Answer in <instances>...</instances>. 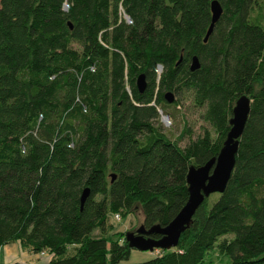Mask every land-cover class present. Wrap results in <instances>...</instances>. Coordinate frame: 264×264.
I'll return each instance as SVG.
<instances>
[{
	"label": "trees",
	"instance_id": "trees-1",
	"mask_svg": "<svg viewBox=\"0 0 264 264\" xmlns=\"http://www.w3.org/2000/svg\"><path fill=\"white\" fill-rule=\"evenodd\" d=\"M211 1L0 0V248L44 253L37 264H121L131 248L109 217L137 207L145 230L168 224L188 168L217 155L245 96L224 189L174 247L136 264H200L214 249L264 264V0H214L203 41ZM184 97L206 126L171 138L158 120Z\"/></svg>",
	"mask_w": 264,
	"mask_h": 264
},
{
	"label": "water",
	"instance_id": "water-1",
	"mask_svg": "<svg viewBox=\"0 0 264 264\" xmlns=\"http://www.w3.org/2000/svg\"><path fill=\"white\" fill-rule=\"evenodd\" d=\"M211 17L210 23L204 35L203 41L212 30L214 22L217 20L221 9L219 4L212 0L209 4ZM198 62L195 57L190 63V70L196 69ZM136 88L139 92L144 88L142 75L136 78ZM168 103L172 101L170 93L164 94ZM249 110V100L245 96L238 97L231 109L228 120L229 129L217 155L208 160L204 165L194 168L189 167L185 176L187 184V200L173 219L164 227L153 225L148 229L142 226L135 231H126L124 239L129 248L140 251H152L153 249L167 250L177 244L180 233L188 226L191 217L202 202L203 198L211 193H220L225 187L230 172L234 164V156L237 149V139L241 135L246 116ZM87 189L80 195V204L86 197ZM154 233L160 237L153 239L148 235Z\"/></svg>",
	"mask_w": 264,
	"mask_h": 264
},
{
	"label": "rangeland",
	"instance_id": "rangeland-1",
	"mask_svg": "<svg viewBox=\"0 0 264 264\" xmlns=\"http://www.w3.org/2000/svg\"><path fill=\"white\" fill-rule=\"evenodd\" d=\"M264 6V4H262ZM178 108L170 106L167 111L168 118L163 121V118L159 119L158 122L160 126L162 127V130H164L169 136L175 137L180 134L181 129L184 125L189 126L192 129L193 135L199 134L201 131V128L205 127L206 125L199 119V113L201 112V109L198 107H194L190 100L187 97H184L179 103ZM173 110L176 111L174 113V116H171L169 112H172ZM186 141L185 138L182 137V139L179 141V145H182ZM109 221L112 223V233L115 234L116 237L120 236V234H124L126 231H135L136 228L139 227L141 223V215L139 208L135 207L130 214H126L125 216L119 217L118 220L113 219V217H109ZM114 232V233H113ZM115 235H113L115 237ZM231 236V234H229ZM124 237V235H123ZM17 249V248H16ZM19 250V249H17ZM72 251V248H69V253ZM11 253L13 254L12 247H8L6 249V254ZM3 248L0 250V262L4 263V257H3ZM159 252L156 251V249H153L152 251H140L131 248L129 251V254L127 256V259L123 260L121 264H136L143 261H146L147 259L151 257H155ZM45 258H47L46 255L41 256L40 254H34V253H22L20 257L16 259V261L19 264H31L38 261H43ZM9 260V259H6ZM228 257L225 255L218 254L215 249L210 250L206 253L203 261L200 264H227Z\"/></svg>",
	"mask_w": 264,
	"mask_h": 264
},
{
	"label": "crops",
	"instance_id": "crops-1",
	"mask_svg": "<svg viewBox=\"0 0 264 264\" xmlns=\"http://www.w3.org/2000/svg\"><path fill=\"white\" fill-rule=\"evenodd\" d=\"M12 247V249H13V254H11V253H9L8 252V254H6L5 252H6V249L8 248V247ZM3 248V257H4V260H5V262L4 263H2V264H19L17 261H16V259L18 258V257H20V255L22 254V253H27V252H25V251H22L20 248H19V245L17 244V243H10V244H6V245H4V246H2L1 248H0V250ZM19 249V250H17V249ZM6 259H9V260H6ZM39 262V261H38ZM38 262H35V263H31V264H37Z\"/></svg>",
	"mask_w": 264,
	"mask_h": 264
},
{
	"label": "built area",
	"instance_id": "built-area-1",
	"mask_svg": "<svg viewBox=\"0 0 264 264\" xmlns=\"http://www.w3.org/2000/svg\"><path fill=\"white\" fill-rule=\"evenodd\" d=\"M164 117V118H163ZM163 118V121L164 120H166L167 119V117L166 116H161V119ZM113 219H115V220H118L119 219V215L118 214H114L113 215ZM157 251V250H156ZM41 256H43V255H45L44 253H39ZM38 254V255H39Z\"/></svg>",
	"mask_w": 264,
	"mask_h": 264
}]
</instances>
